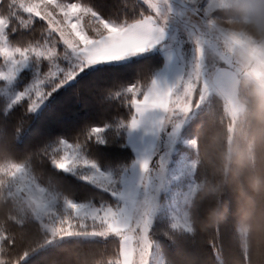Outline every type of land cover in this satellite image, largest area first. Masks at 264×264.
<instances>
[{"label":"snow or ice","instance_id":"1","mask_svg":"<svg viewBox=\"0 0 264 264\" xmlns=\"http://www.w3.org/2000/svg\"><path fill=\"white\" fill-rule=\"evenodd\" d=\"M246 2L234 0L236 6ZM124 3V8L105 16L88 0H0V95L7 99V110L24 102L23 110L35 115L54 92L83 72L135 71L147 65L146 79L100 94L101 100L114 97L121 106L126 103L130 118L116 113L117 118L102 126H84L72 143L56 139L59 147L51 153L41 145L24 156L23 167L0 170L13 178L17 173L27 177L21 196L36 190L40 183L33 162L43 148L54 171L71 174L112 198L109 202L101 197L97 205L92 200L76 202L59 185L57 194L45 192L32 217L33 223L39 222L44 243L23 254L17 264H33L55 250L57 235L71 233L77 225L84 230L100 225L105 234L118 237L122 259L117 264H163L164 240L172 252L177 238L194 235L173 215L183 189L176 182L191 178L189 158L181 152L187 144L182 129L191 127L216 98L226 107L229 85L238 76L250 73L264 79V42L229 26L224 0H142L145 8ZM37 19L46 22L39 35L34 28ZM158 54L165 60L163 72L154 63ZM25 70L33 73L30 82L22 78ZM0 128L7 129L6 122ZM23 131L21 120L13 128V138ZM111 145L130 150L134 159L118 163L105 157L99 146ZM14 242L6 236L0 249L10 251ZM200 243L223 264L219 228ZM196 264H202L198 257ZM233 264H251L239 243Z\"/></svg>","mask_w":264,"mask_h":264},{"label":"trees","instance_id":"2","mask_svg":"<svg viewBox=\"0 0 264 264\" xmlns=\"http://www.w3.org/2000/svg\"><path fill=\"white\" fill-rule=\"evenodd\" d=\"M88 2L95 5L105 16L125 7L124 0ZM126 3L129 8L146 7L141 0H126ZM227 10L232 9H226V15L229 14ZM45 24L46 22L37 19L34 23L36 35H39L41 26ZM154 63L160 70L165 63L163 54H158L154 58ZM41 70L47 69L42 66ZM146 73V64L137 66L135 71L102 68L88 70L81 73L75 81L54 92L35 115L23 110L24 102L14 110H7V99L0 95V125L5 122L7 124V129L0 128V170L9 168L12 164H23L24 156L41 145L48 147L51 153L53 149L59 147L55 143L56 139L66 138L72 143L76 134L86 125L102 126L110 119L117 118L116 113L120 114L121 119L130 118L126 103L125 106H121L114 97L101 100L100 94L109 91L114 93L138 78L146 79ZM31 75H33L31 70H25L22 78L29 81ZM226 109L228 110V106L225 107V102L216 98L213 106L206 108L191 127L186 126V130H182L187 144L181 146V152L189 158L191 178L188 183L187 180L176 182L178 187L183 189L178 197L177 212L173 215L182 223L189 225L194 235L186 240L177 238V250L175 251L176 246L173 245L172 252H168L169 242L164 240L163 264H196L197 257L202 264H217V257L212 250H205L200 243L201 238L212 231L203 229L202 221L213 209L225 205L229 209V214L217 228L220 229L223 239V264H233V254L239 243L235 231L239 219L237 215L240 206L239 192L233 184H225L218 194L206 197L202 196L201 191L203 185L215 183L219 179L207 162L208 156L228 152L233 143L235 117L232 116L230 120L225 115ZM21 120L24 123V131L18 139H14L13 128ZM99 147L105 157L115 162L131 163L134 159V154L130 150H122L115 145ZM40 153L33 162V174L39 177L38 181L42 185L56 191L59 185L69 198L76 201L92 200L97 205L101 197L112 201L107 193L87 182L71 174L54 171L49 163L50 157L42 155L43 148L40 149ZM10 178L9 175L0 172V240L7 236L14 238L15 242L10 251L0 249V264H17L23 254L34 251L45 240L37 227L39 222L37 224L32 222L33 212L10 193ZM49 181L52 183L48 184ZM89 231L75 227L71 233L58 235L56 249L37 257L33 264H117L122 259L119 238L112 233L91 235ZM254 259L255 257H251V261Z\"/></svg>","mask_w":264,"mask_h":264},{"label":"clouds","instance_id":"3","mask_svg":"<svg viewBox=\"0 0 264 264\" xmlns=\"http://www.w3.org/2000/svg\"><path fill=\"white\" fill-rule=\"evenodd\" d=\"M231 28L264 42V0H247L229 11ZM235 115L234 138L228 152L207 158L219 179L202 187V196L218 194L225 184H233L240 195L236 236L251 257V264H264V79L247 73L230 85ZM225 115L231 120L232 113ZM228 207L213 209L202 221L205 230H214L225 221Z\"/></svg>","mask_w":264,"mask_h":264},{"label":"rangeland","instance_id":"4","mask_svg":"<svg viewBox=\"0 0 264 264\" xmlns=\"http://www.w3.org/2000/svg\"><path fill=\"white\" fill-rule=\"evenodd\" d=\"M202 2H203V0H202ZM224 4H225L226 9H236V8H239L243 3H241L240 6H236L234 3V0H224ZM227 16H229L228 13H227ZM31 79H32V75H31L30 80ZM23 80L25 81V79H23ZM30 80H29V82H30ZM228 102H227L228 111H230L232 113V116H233V109L236 108V106L232 103L231 97L228 99ZM231 105L233 106L232 108H231ZM12 165H15V164H12ZM18 166L23 167V164H20ZM170 167H171V165H170ZM10 177L11 178L9 179V183H10V186L13 187V190L10 191V193L13 194L14 197H16L20 202H23V204L33 212V214H35L36 209L38 207H40L41 202L44 198L45 192H50L52 195H55L58 192L54 189H51L48 186L42 185L39 181H37L38 183H40V186L36 190L29 191L26 195L21 196L20 192L24 190L22 187V180L26 179L27 177L25 176L22 178L19 173L16 174V178H13L12 176H10ZM18 181H20V182L18 183ZM33 183H35V182H33ZM76 202L87 203L88 201L85 200V201H76ZM76 227L79 228L78 225ZM87 230H90L89 232L91 235H95L97 233H105L103 227L100 225H97V227L95 229L89 228ZM64 233H68V232L65 231Z\"/></svg>","mask_w":264,"mask_h":264},{"label":"crops","instance_id":"5","mask_svg":"<svg viewBox=\"0 0 264 264\" xmlns=\"http://www.w3.org/2000/svg\"><path fill=\"white\" fill-rule=\"evenodd\" d=\"M164 69H165V63H164V65L162 66V68L160 69V71L161 72H163L164 71ZM227 102H228V100H227ZM229 103V102H228ZM233 106L231 105V108H232ZM237 112V111H236ZM235 115H236V113H235ZM235 115H233L234 117H235Z\"/></svg>","mask_w":264,"mask_h":264}]
</instances>
